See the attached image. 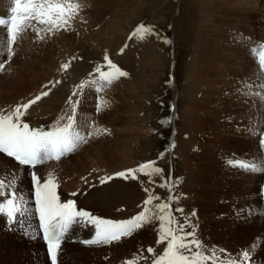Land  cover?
I'll return each instance as SVG.
<instances>
[{"label":"rangeland","instance_id":"obj_1","mask_svg":"<svg viewBox=\"0 0 264 264\" xmlns=\"http://www.w3.org/2000/svg\"><path fill=\"white\" fill-rule=\"evenodd\" d=\"M1 2H5L6 8L12 6L11 0H0V5ZM74 2L80 6V11L67 31L49 32L45 25L33 21L34 27L18 34L16 41L9 46L7 29L1 27L4 29L0 30V64L4 67L0 69V113L7 114V111L14 110L17 105L27 103L45 91L49 95L34 105L45 103L55 95L56 92L49 88L51 80L55 83L53 73L42 72L40 64L46 59L42 55L50 49H57V40L61 38L76 40L77 57H73L83 67L91 65L88 79L84 80L98 79L94 68L104 63L105 55L128 75L114 81L99 94L94 87L85 88L81 92L77 87L81 78L80 83L68 89V97L61 100L63 103L56 107L54 113L59 116L51 114L48 122L42 115H31L34 105L28 109L22 118L23 122L35 129L36 117L37 121L44 123L40 124L42 128L50 130L57 122L64 123L67 120L70 114L69 97H72L73 101H80L77 106L78 122L86 118L92 125L89 131L96 133L89 137L91 144L87 141L85 148L78 147L71 156L67 155L69 159L58 164H51L56 161L45 162L44 168L33 173L37 172L35 175L42 179L41 184L51 175L58 188L60 180L66 179V175L73 179V175L80 172L79 164H104L109 169L106 174L110 177L106 182L110 187L106 196H113L114 200L108 203L106 211L94 207L90 211L87 207L76 206L95 217L113 221L128 220L145 208L150 210L148 215H153L157 212L156 204H170L175 183L177 208L183 210L178 211L181 223L186 217L191 230L204 232V241L212 249H217L219 264L236 261L246 249L250 250L252 264H264V236L256 233L260 226L254 216L255 209L260 205V192L264 190V171L238 170L229 164V161L244 160L257 165L264 163L258 158L259 146L256 140V134L264 132V96L258 90L259 84L264 82L258 80L257 67L250 54V49L259 50L264 46V0ZM140 24L152 26V34H146L143 39H129ZM84 38L92 41V49L89 50ZM41 49H44L43 52ZM30 60H36L34 65H38V72L42 69L39 72L41 83H38V93L24 98V92L27 94L29 90L26 89L32 85L27 76ZM62 77L63 73L59 79L62 80ZM253 85L257 86L256 89ZM250 91L253 92L251 96L247 94ZM73 92L77 95L72 96ZM97 96L104 102L99 112L96 111ZM250 131L253 134L250 135ZM177 137H181L179 140L186 138V142L195 144V159L198 165L204 167V171L197 174V179L205 186L201 204L205 206L206 213L214 217L211 225L207 224L205 218L196 223L184 211L189 203L184 197L183 167L181 164L177 166L180 163V154L176 152ZM192 159L189 158L190 161ZM148 161H155V166L161 167L163 173L152 176L137 173V179L116 175ZM76 162L79 164L75 165ZM10 167L0 158V179L13 185L15 191L27 201L25 206L31 215L24 219V226L30 228L28 223L33 220L37 227L38 214L33 208L35 203H32L35 189L31 179L33 173L23 175L21 182H18L16 177L19 176V170L10 171ZM90 172L95 173L90 170L78 174L86 180ZM92 189V185L84 183L79 198ZM5 191L10 192L12 188L6 187ZM149 193L159 199L145 206L143 202ZM58 194L61 201L69 196L63 192ZM251 194L257 196L256 200ZM89 203L93 204L91 200ZM97 204L101 206L102 201ZM192 205L188 209L189 214L194 213ZM183 227L186 228L185 225ZM29 228L27 231L31 234ZM73 228L77 230L78 236L95 232L89 227ZM24 230L25 227L22 230L19 224L10 228L7 218L0 215V264L46 263L45 252L41 254L38 249V237L37 240L30 239L23 234ZM132 234L124 241L100 246L89 254V258L84 257L88 252L79 243L69 251L73 258H68V246L64 243L60 264H152L155 249L158 246L162 250L166 247V244L158 243L159 221L155 216L151 222ZM252 245L258 249H252ZM149 248L153 252H149ZM46 264H50V261Z\"/></svg>","mask_w":264,"mask_h":264},{"label":"snow or ice","instance_id":"obj_2","mask_svg":"<svg viewBox=\"0 0 264 264\" xmlns=\"http://www.w3.org/2000/svg\"><path fill=\"white\" fill-rule=\"evenodd\" d=\"M10 17L0 18V25H7L9 46L16 41L18 34L27 28L34 27L32 22L45 25L49 32L60 30L67 31L77 17L80 6L74 0H11ZM152 26L140 24L130 34L129 39L139 37L143 39L146 34H152ZM9 51H11L9 47ZM123 51V50H122ZM253 61L258 71V80L264 81V46L259 50L250 49ZM76 57H73L75 60ZM104 63L97 64L94 72L98 74V79L82 81L77 87L83 92L85 88L94 87L97 94L105 87L111 85L121 77H126L127 72L119 68L113 61L105 55ZM4 65L0 64V69ZM70 63H65L61 68L67 71ZM91 75V73H90ZM55 83H60L56 81ZM256 85L253 88L256 89ZM258 90L264 96V83L259 84ZM249 96L253 92L247 93ZM49 92H42L27 103L17 105L14 110L7 114L0 113V153L7 157L14 158L21 166L35 168L37 165L47 161L59 160L78 149L81 144L87 143L89 137L95 135L89 131L92 125L88 120H77V106L79 100L73 101L69 97L70 114L67 115L65 123H56L50 130L40 128H30L29 124L23 122L27 110L42 97L48 96ZM77 93L73 92L72 96ZM104 103L97 96L96 111L99 112ZM163 123V122H161ZM97 132L99 129L96 130ZM250 135L253 134L251 131ZM259 146V159L264 162V132L256 134ZM230 166L244 171H264V163L257 165L251 161H229ZM161 167L155 166V161H148L139 165L135 169H128L117 173L121 177H131L137 179V173L145 176L160 175L163 173ZM35 187V213L38 214V228L42 232L43 241L46 244V251L50 264H58V256L61 251V244L66 234L74 226H91L95 230L93 239L81 241L84 244H110L119 241L121 237L129 236L143 225L152 221L155 216L159 221L158 243L166 244L161 255L153 259L152 264H219V257L216 250L211 252L202 250V242L196 238L195 229L189 231L181 226V221L173 219V213L169 211L171 205L167 202L156 204L157 212L148 215L149 209L145 208L136 216L122 221H113L93 216L84 209H78L74 200L62 202L57 194V184L54 178H49L41 184L40 179L35 175L31 176ZM107 179H110L107 178ZM107 179H101L100 183H106ZM6 187H11L12 191L6 192ZM148 192V189H145ZM72 195H76L73 193ZM7 197L6 199H2ZM159 197L148 194L144 200V205H151L153 200ZM27 201L22 194L15 191V187L4 179H0V215L7 218V224L11 228L19 224L24 229V219L31 215V211L25 206ZM182 212V209H175ZM23 234L30 239H34V234H29L24 230ZM210 247V246H209ZM153 252L152 248L148 249ZM223 252V250H221ZM250 250H243L236 261H229V264H252ZM134 264V262H131Z\"/></svg>","mask_w":264,"mask_h":264},{"label":"bare ground","instance_id":"obj_3","mask_svg":"<svg viewBox=\"0 0 264 264\" xmlns=\"http://www.w3.org/2000/svg\"><path fill=\"white\" fill-rule=\"evenodd\" d=\"M84 1V0H83ZM2 3V2H1ZM3 5H4V8H3ZM102 5V4H101ZM103 7V6H102ZM10 7L6 8L5 7V2L2 3L0 5V15H3L5 17H7V19L10 17L11 13H10ZM102 20V19H101ZM1 27H6L7 29V26L5 25H1L0 26V30L4 29V28H1ZM69 33V32H68ZM58 37V36H57ZM71 37V36H69ZM68 37V38H69ZM59 39V38H57ZM76 39H78L76 37ZM85 39V38H84ZM89 39V38H88ZM88 45L89 50L92 49V41L90 42L89 40L85 39ZM92 40V39H91ZM55 42V41H54ZM58 42V48L55 49V50H51L48 51V53H44V55L42 56H46V59H44V61H41V64L40 66L43 68V71L42 72H52L53 73V78L54 81H60V83H54L53 80H51V82H49V88L51 90H53L55 93V95H53L48 101H46L45 103H40L39 105H34L33 109H32V116H36V115H42V117L44 116L45 118V121L48 122L51 117L50 115L53 114L55 112L56 107L62 102L61 100H65L64 98L68 97L67 93L68 92V89H70L73 85L77 84V82H79V80L81 78L82 81H86L84 79H88V74H89V69L91 68L89 66H86V67H83L82 64H80V62H78L76 59L73 60L72 57L73 56H76L77 55V52H76V48H77V42L76 40H72V39H65V38H61V40H57ZM52 44V43H51ZM51 45H49L48 47H50ZM86 46V45H85ZM47 47V46H46ZM87 47V46H86ZM87 47V49H88ZM56 48V46H55ZM84 48V47H83ZM82 48V49H83ZM44 49H41V51L43 52ZM79 52V51H78ZM85 52H89L86 50L85 48ZM35 53V52H34ZM87 53H84V55H87ZM104 53V52H103ZM37 54V53H35ZM35 54H34V57H35ZM33 55V54H32ZM83 55V56H84ZM31 57V56H30ZM37 57V55H36ZM77 57V56H76ZM39 58V56H38ZM42 58V57H41ZM88 59V57L86 58ZM90 59V58H89ZM39 60V59H38ZM42 60V59H40ZM36 61V60H35ZM35 61H32L30 60V66H28L27 70L29 73H27L28 75V78L30 79V82L32 83L31 87L26 89L28 92L26 94V92H24V98H28V97H31L32 94H36L38 93L39 91V85L38 83H41V75H40V70L38 72V65H34V62ZM118 61V60H117ZM65 63H70V67L67 71L63 70L61 68V66ZM87 63V62H86ZM89 63V62H88ZM21 64V63H20ZM251 64V63H250ZM37 66V67H36ZM252 66V65H250ZM14 67V66H13ZM93 68V67H92ZM252 69V68H251ZM258 72V71H257ZM62 73H63V77H62V80H60L59 78L62 76ZM256 73V72H255ZM258 74V73H257ZM48 75V74H47ZM256 75V74H255ZM40 76V77H39ZM50 76V75H49ZM92 76V75H91ZM254 76V75H253ZM44 77V76H43ZM258 77V76H257ZM46 77H44L45 79ZM50 78V77H49ZM43 79V78H42ZM47 80V79H46ZM45 80V81H46ZM37 83H36V82ZM47 81H50V80H47ZM81 81V82H82ZM264 82V81H263ZM29 83V82H28ZM48 83V82H46ZM80 83V82H79ZM18 86H19V83H17ZM23 84V83H22ZM21 84V85H22ZM16 87V85H15ZM20 88V87H19ZM74 88V87H73ZM18 89V88H17ZM15 90V89H14ZM21 90V89H20ZM24 90V89H23ZM22 92V91H21ZM70 95V94H69ZM16 101V100H15ZM18 102V100H17ZM63 103V102H62ZM243 103V102H242ZM264 103V102H263ZM65 104V103H64ZM258 104V103H256ZM260 104V102H259ZM243 105V104H242ZM241 105V106H242ZM245 105V104H244ZM264 104H262L263 106ZM65 106V105H64ZM261 106V105H260ZM66 108V106L64 107ZM63 109V108H62ZM60 111V109H59ZM65 111V110H63ZM254 111V110H253ZM28 112V110H27ZM31 112V111H30ZM6 113H9V111H7ZM55 114V113H54ZM28 115V114H27ZM57 115V114H55ZM64 115V114H63ZM59 115H57L58 117ZM30 117V116H29ZM66 116H63V118H65ZM54 118V117H53ZM56 118V117H55ZM36 120H34V127L35 128H40V129H44V128H41L40 124H44V123H40L39 121H37V118L35 117ZM57 119V118H56ZM55 119V120H56ZM188 119V117H187ZM59 120V119H57ZM82 120V119H81ZM60 121V120H59ZM100 121V120H99ZM33 122V121H32ZM51 122V121H50ZM66 122V121H65ZM64 122V123H65ZM59 123V122H57ZM101 123V122H100ZM178 125V124H177ZM45 130V129H44ZM114 131V130H113ZM123 133V132H122ZM118 135L120 136V134L118 133ZM122 136V135H121ZM180 136V135H179ZM182 136V135H181ZM235 137V136H234ZM181 138V137H180ZM179 137H177V143H176V152H178V154H180V163L177 164V166L180 167V164L182 165L183 167V173H184V194L186 197L185 199L187 200V203H189L188 205V208L187 209H184V211H187V216L189 219H192V220H195L196 223H200L198 221H200L201 219H204L208 222H206L207 224H212L213 222V219L214 217H212L210 214H207L205 211V206L203 204H201V197H202V190H205V186H202L201 182L198 181V177H197V174L198 173H202L204 171V167L203 165H198L199 163L196 161L195 159V154H196V149H194L195 147V144L194 143H191V142H186V138L185 139H181V140H184V141H181L179 140L180 139ZM237 138V137H235ZM95 139V138H94ZM93 139V141H94ZM98 139V138H97ZM119 139V138H118ZM122 139V138H120ZM119 139V140H120ZM96 140V139H95ZM105 141V139H103ZM242 140V139H241ZM88 144H91V139L88 138ZM100 141V140H99ZM97 142V141H95ZM119 142V141H118ZM129 142V141H128ZM240 142V141H239ZM244 143V142H243ZM86 143L84 144H81L80 146H84V148L86 147V145H88ZM96 144V143H95ZM99 145V144H98ZM79 146V147H80ZM245 146V145H243ZM91 147V145H90ZM174 147V146H173ZM198 147V146H197ZM81 148V147H80ZM83 148V147H82ZM81 148V149H82ZM93 148V147H92ZM91 148V149H92ZM94 149V148H93ZM259 149V147L257 148ZM249 151V150H248ZM258 151V150H257ZM75 152V151H74ZM74 152L72 153H69L67 155L71 156ZM195 152V153H194ZM96 153V152H94ZM103 153V152H102ZM118 153V152H116ZM194 153V154H193ZM99 154V153H98ZM101 154V153H100ZM6 154L3 155V153H0V158L4 159V161L7 163V164H10L11 167H10V171H15L17 172L19 170V176L16 177V179H18V182H21L20 179L23 178L22 176L26 174H31L35 171H39L42 167L44 168V164H40V165H37L35 168H29L28 166H21L18 164L17 161H15L13 158H8L7 155L5 156ZM63 156L61 157L58 161V160H52V161H56L54 163H51V164H58V163H61L62 161H65L66 158H68L69 156ZM103 156L105 155L104 153L102 154ZM202 155V154H201ZM194 158V160L192 159L191 161L189 160V158ZM85 158V157H84ZM94 158V157H93ZM62 159V160H61ZM69 159V158H68ZM51 161V162H52ZM48 162V161H47ZM79 162V161H78ZM78 162H76L75 165L79 164ZM88 162V161H87ZM95 162V161H94ZM197 162V164L195 163ZM83 163V162H82ZM50 164V165H51ZM90 166L86 165V164H79L80 165V172H76L77 174H74L73 175V179H71L70 176L66 175L65 178L66 179H61L60 182H59V185H58V188L56 189L57 191V194L60 193V192H63V193H67V195H69L68 197H66L67 199L63 200L62 202H66L67 200L69 199H75L76 200V205L77 206H84V207H87V209H89L90 211H93L94 208H96V210H100V209H104L108 206V203L111 202L113 199V196H110L108 198V195L106 196L107 192H109V189L110 187L107 186L106 183H100L101 179H107V177H109V174L106 172L109 171V169H106L105 165L103 164L102 166H98L94 163H89ZM72 165V164H71ZM74 163H73V167L75 166ZM47 166V165H46ZM54 166V165H52ZM56 166V165H55ZM62 166V165H61ZM72 166L71 169H72ZM196 166H198L199 168H196ZM11 168H13L11 170ZM88 168V169H87ZM78 171H79V168H77ZM127 169V168H125ZM43 170V169H42ZM45 170V169H44ZM43 170V171H44ZM94 171L95 173H88V176L86 177V180H84L85 177H82V175L80 176V174L78 173H86V172H89V171ZM42 172V171H41ZM37 173V172H36ZM35 173V174H36ZM40 174V173H39ZM38 175V174H37ZM29 176V175H28ZM32 176V174H31ZM26 179V178H25ZM68 179V181H67ZM97 179V181H96ZM42 181V179H40ZM179 180V179H178ZM176 180V181H178ZM17 181V180H16ZM28 181V180H27ZM30 181V180H29ZM67 181V182H66ZM25 182V181H24ZM31 183V182H30ZM84 183H88V185H92V190H87L85 193H83V196L81 197V199L79 198V196H81L79 194L80 192V189L82 190L83 188V185ZM177 183V182H176ZM174 184V187H173V195L171 197V201H170V204L171 205V209L170 211L173 213V219L176 220H180L179 216V212L178 211H175V209H177V204H176V191H177V184L173 183ZM183 188V187H182ZM34 189V188H33ZM32 189V190H33ZM181 190V189H180ZM113 192V190H112ZM180 192V191H179ZM35 189L32 193V197H33V200H32V203H35ZM73 193H76V195H72ZM81 193V192H80ZM116 193H114L115 195ZM257 194V193H256ZM60 194H58L59 196ZM253 195V194H251ZM258 195V194H257ZM203 196H205L203 194ZM246 196V195H245ZM178 197V196H177ZM248 197V196H247ZM246 197V198H247ZM257 196L253 195V199L256 200ZM123 199V198H122ZM126 199V198H125ZM263 199H264V190H262L260 192V195H259V200H260V205L258 206L257 209H255V213H254V216L255 218H257V220L259 221V228L256 229V233L259 234V235H262L264 236V203H263ZM89 200H91L93 202V204H90L89 203ZM99 201H102V205L101 206H98V202ZM185 201V200H184ZM204 201V200H203ZM121 202V201H120ZM259 203V202H258ZM191 204H193L192 206V211H194L193 214H189L188 212V209H190V206ZM249 204V203H248ZM92 205V206H91ZM254 205V204H253ZM257 205V204H256ZM94 207V208H93ZM104 207V208H102ZM35 209V206L33 207ZM95 210V211H96ZM250 210V209H249ZM106 211V210H105ZM103 212V211H102ZM249 212V211H248ZM248 214V213H247ZM246 215V214H245ZM3 216V215H2ZM252 216V215H251ZM253 216V217H254ZM184 217V216H183ZM4 218V217H3ZM5 219V218H4ZM184 220L182 221L181 223V226L183 227L184 225L186 226V229L191 231V228H190V225L188 224V220L185 218H183ZM251 219V218H250ZM181 220H182V217H181ZM6 221V220H5ZM202 223V222H201ZM30 224V228L29 226H24L25 227V230H29L31 231V234H34L35 236V240H37V237H38V242H39V251L42 252L44 251L45 254H46V257L47 259H44V261L47 263L49 261V257L47 255V251H46V244L43 242L42 240V236H41V233H40V230L38 228V225H39V219H38V222H37V227L35 226L34 224V221L31 220L29 221L28 225ZM187 224V225H186ZM198 226V225H197ZM196 226V227H197ZM202 226V225H201ZM256 226V225H255ZM89 228H92L94 230L93 227L91 226H87ZM19 228V227H18ZM249 228V227H248ZM199 229V228H198ZM197 229V230H198ZM203 229V228H202ZM251 229V228H250ZM253 230V229H252ZM95 231V230H94ZM250 231V230H249ZM196 232V231H195ZM145 233V231H144ZM246 234H249V232H246ZM94 235H95V232L91 235V234H85V235H82V236H78V232L76 229L72 228L70 229V231L66 234L64 240L62 241V244H61V247L63 245H66V247L68 248L67 250V253H68V258L72 259L73 256L70 254L69 255V251L72 250V246H75L79 243V246H82L81 244H83L84 246L83 247H86L84 248V250L86 252H88L87 254L88 255H84L85 258H89L90 257V253L91 252H94L96 251L97 249H99L100 246L102 245H109V244H96V245H92V244H84L82 243L81 241H84V240H89L90 239H93L94 238ZM133 235V234H132ZM130 236V235H129ZM129 236H125V237H121V239L119 241H114L111 244H114V243H117V242H121V241H124L125 239H127ZM40 237V238H39ZM205 235H204V232L203 231H199L198 233L196 232V238L199 239L201 242H202V245H203V248L202 250H205V251H208L210 252L212 250L211 247H209L210 245L207 244L204 240H205ZM27 239V237H26ZM216 242H217V239H216ZM215 242V243H216ZM65 243V244H64ZM72 243V244H71ZM21 244V243H20ZM38 244V243H37ZM109 245V246H110ZM24 247V246H23ZM76 248V247H75ZM82 248V247H81ZM101 248V247H100ZM252 249H258V247L256 245H252ZM251 249V251H252ZM217 250V249H216ZM39 252V254H40ZM62 251H60L61 253ZM163 252L162 250V247H157V249H155V252L152 253V256H154V258H156L158 255H161ZM60 253H59V256H58V264H60ZM216 256H217V252H216ZM43 257V256H42ZM150 260V259H149ZM153 260V258H152ZM220 261V260H219ZM45 263V264H46ZM138 264V263H137ZM211 264V262H210Z\"/></svg>","mask_w":264,"mask_h":264}]
</instances>
